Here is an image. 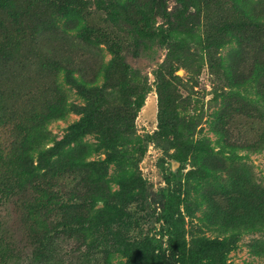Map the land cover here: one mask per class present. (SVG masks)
<instances>
[{
	"label": "rangeland",
	"instance_id": "obj_1",
	"mask_svg": "<svg viewBox=\"0 0 264 264\" xmlns=\"http://www.w3.org/2000/svg\"><path fill=\"white\" fill-rule=\"evenodd\" d=\"M84 1L86 30L81 38L71 32L64 33V20L50 9L41 12L38 0H31L29 17L35 18V35L25 28L30 22L21 18L18 30L13 32L17 44L10 43L6 50L0 42V142L8 139L10 127L23 122L33 111H45L46 69L52 63H71L75 71L72 78L67 75L60 79L67 96L65 118L48 126L53 139L60 142L70 137L73 127L91 110L94 102L82 93V90H91L82 88L75 76L80 75L89 82L101 58L105 63L115 57L122 59L129 72L138 76L140 87L147 89L142 108L121 133L128 141L119 140L111 147L105 142L108 137L95 132L79 139L81 144L93 147L92 160L103 162L112 191H121L122 182L132 177L140 180V184L131 185L127 202L120 201L118 208L126 206L125 211L129 210V216L134 218L150 214L152 220L145 228L165 249L169 230L161 214L164 208L174 205L178 208L180 234L184 236L189 255L202 250V262L209 264H264V211L256 213L253 208L256 200L249 198L244 202L243 198V195L256 196L257 191L264 193V109L250 105L247 110L234 107L239 105L236 101L239 96L248 100L258 95L256 100L264 103V73L242 90L229 89L226 76H238L237 73H246L250 68L255 38L245 33L244 28L218 36L224 25L241 26L240 16L214 13L208 31L200 24L199 16L186 14L179 24L177 17L182 7L176 0H164L162 7L157 5V0H102L101 6L97 3L99 0ZM224 1L219 0V8ZM250 1L251 7H256L255 11L264 16V0ZM187 5L188 13L193 14L192 2ZM163 9L169 16V25L175 29L176 36L172 38L166 36L168 23L161 15ZM205 31L213 37L211 62L202 43L206 40ZM240 33L243 40L237 39ZM258 37L264 41L263 34ZM115 41L122 44L121 51L114 47ZM120 78L121 74H100L97 85L111 90ZM158 78L173 83L180 100L176 109L180 113L186 110L188 116L195 118L194 127H187L183 133L189 137L187 142L186 138L173 139L158 132ZM108 98L120 102L110 103L106 114L101 112L100 124L125 110L124 100L117 94ZM216 131L228 136L232 144L251 146L255 150L222 151ZM14 136L18 143L21 133L17 131ZM191 143L199 145L196 152L188 148ZM126 151L130 157L123 155L119 161H109L111 156ZM6 169L0 156V170ZM102 207L103 204H98L96 210ZM18 214L12 206L6 208L0 203V232L20 235ZM231 217L242 220L243 224L235 228L224 224ZM205 243L214 244V253L203 246ZM215 243L224 246L221 254ZM112 252L110 264H127L125 253ZM83 255L78 259L76 255L69 257L60 249L59 256L45 264H102L98 251ZM8 264L22 263L10 260Z\"/></svg>",
	"mask_w": 264,
	"mask_h": 264
},
{
	"label": "trees",
	"instance_id": "obj_2",
	"mask_svg": "<svg viewBox=\"0 0 264 264\" xmlns=\"http://www.w3.org/2000/svg\"><path fill=\"white\" fill-rule=\"evenodd\" d=\"M131 1V0H128ZM182 7L178 15L179 24L183 16H199L204 30L211 27V15L217 16L234 13L240 16L241 26L228 24L222 26L218 36H225L228 33H235L237 29H243L245 33L255 38V51L250 57V68L246 73H237L238 76L227 77L229 89L242 90L253 80L264 73V41L259 40V35H264V16L252 8L250 0H225L219 8V0H176ZM187 2H192L193 14L188 13ZM98 5L101 6L102 0ZM41 12L43 9H50L64 20V33L71 32L84 36V14L87 6L84 0H38ZM157 5L164 6V0H157ZM213 5V6H212ZM31 0H0V42L7 49L10 43L17 44L13 34L25 18L30 24L25 26L35 35V18L29 17ZM168 23V38L176 36L175 29L169 25V16L163 9L161 14ZM34 17H36L34 15ZM37 18V17H36ZM23 29V27H22ZM22 31V30H21ZM209 31V30H208ZM205 31V39L202 41L208 51L209 61L211 57L213 37ZM242 31V32H243ZM14 32V33H13ZM234 37V36H233ZM237 39H244L238 34ZM114 47L122 50V44L115 41ZM90 44V43H89ZM9 63V58L7 59ZM66 63H52L48 68V82L46 91L48 100L44 104L45 111H33L21 123L10 127L8 139L0 142V156L5 161L6 170H0V203L4 207H13L17 210L19 218L20 235L11 232H0V264H8L10 260L19 261L22 264H45L59 256L60 249L65 255L78 258L92 250L98 251L102 257V264H110L111 253L123 252L127 255V264H209L202 262L203 251L199 250L194 255H189L184 236L181 233L178 208L174 205L163 209L161 220L168 228L167 248H163L156 240L150 237L145 225L152 220L151 215L145 213L143 216H129V210L125 207L118 208V203L127 202L130 195L131 185L140 184V180L132 177L122 182L121 191H112L109 181L106 179V167L103 162L92 160L93 147L90 144H81L79 139L93 132L108 137L105 142L113 146L121 140L128 141L121 133L128 128L136 114L142 108L146 95L145 87L136 75L129 72V68L119 58L113 61L104 62L101 58L94 78L86 82L82 76H75V81L90 92L82 93L92 98L91 110L83 119L73 127L72 134L66 140L57 142L48 132V126L54 121L63 120L66 115L67 96L61 85V77L74 76L73 65ZM235 70V69H234ZM100 74L115 76L121 74L122 78L118 84L107 89L97 85V78ZM66 78V77H65ZM156 93L159 105V133L171 138H186L183 135L187 127L190 129L195 125V118L188 116L186 110L183 114L176 109L179 106V95L174 91V85L169 79H156ZM111 91V93H110ZM117 94L121 97L125 108L124 112L115 117L99 123L101 112L107 113L108 107L115 104V98L109 100L110 95ZM254 99L242 98L239 96V105L244 110L250 106H259L264 109V103L260 104ZM177 101V104H176ZM234 101V100H233ZM105 107V108H104ZM111 108V107H110ZM116 110H113V114ZM264 118V113L262 114ZM19 131L21 139L15 142V134ZM113 136L114 138L110 137ZM219 148L222 151H253L255 148L243 144H232L228 136L216 131ZM192 141V140H191ZM48 144H52L49 148ZM188 143H186L187 145ZM188 148L196 152L199 148L197 143H191ZM124 152L111 156L110 160L119 161ZM223 165V163H221ZM206 176L210 173L205 169ZM244 202L253 198V208L256 213L264 211V193L256 192V196L243 195ZM98 204H103L101 210H96ZM242 211H245L242 208ZM23 212V213H21ZM259 219V217H257ZM224 224L229 227H240L243 221L238 218H228ZM97 236L95 242L94 237ZM95 243V244H94ZM206 249L213 252V243H205ZM220 248V254L224 250L221 243H215ZM214 253V252H213Z\"/></svg>",
	"mask_w": 264,
	"mask_h": 264
}]
</instances>
